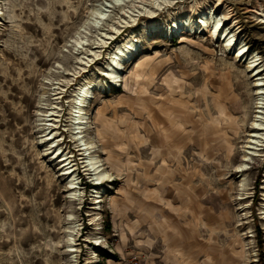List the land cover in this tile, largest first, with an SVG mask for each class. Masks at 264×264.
I'll return each instance as SVG.
<instances>
[{
  "label": "rangeland",
  "instance_id": "rangeland-1",
  "mask_svg": "<svg viewBox=\"0 0 264 264\" xmlns=\"http://www.w3.org/2000/svg\"><path fill=\"white\" fill-rule=\"evenodd\" d=\"M95 1L0 0V264H67L69 215L81 227L80 264H173L170 247L190 253L195 264H264V145L258 155L248 148L255 78L207 32L145 34L144 17L128 29L138 35V52L119 69L118 87L93 88L83 132L111 180L97 183L86 175L65 130L83 70L72 81L60 98L57 126L79 176L80 195L71 197L68 179L45 150L37 104L44 88L83 69L99 29H81V54L72 42ZM175 1L156 19L170 22L171 12L215 3ZM261 9L264 0L215 5L219 15L230 12L229 26L238 23V40L264 69ZM106 53L87 68L91 73L100 74ZM47 78L54 84H43ZM93 217L100 220L92 224ZM96 235L100 244L89 241Z\"/></svg>",
  "mask_w": 264,
  "mask_h": 264
},
{
  "label": "bare ground",
  "instance_id": "bare-ground-1",
  "mask_svg": "<svg viewBox=\"0 0 264 264\" xmlns=\"http://www.w3.org/2000/svg\"><path fill=\"white\" fill-rule=\"evenodd\" d=\"M177 1L175 0H96L95 3L89 8L86 20L81 27L75 32V37L72 42V47L78 54L82 53V46L84 45L83 37L81 36V29L86 25L99 29L98 40H96L90 49L87 50L88 57H83L85 64L83 69L76 71L71 75V78L64 80L58 79V85L51 88H44L42 95L38 98L37 115L39 126L43 131L42 141L46 143V152L57 162L59 171L62 176L68 179L69 188L73 190L71 193L72 198L80 195L79 176L77 169L73 163V155L66 152L63 146L60 145L62 141V133L59 134L57 126L61 115V107L59 106L60 98L65 90L69 87L72 81L79 76L81 71L83 75L82 82L79 83L75 89L74 94L71 96L70 109L68 113V121L65 130L68 132L69 139L80 151L82 155L83 170L86 175L93 179L95 182L100 183L104 180H111L113 173L104 168L102 159L95 152V144L93 141H86L83 136L84 128L89 124V114L86 113V106L92 97L93 88L103 90L105 87L115 88L118 87L122 76L120 75V68L124 62L130 61L134 54L138 52V35L133 29L129 28L135 26L141 17L142 30L146 34L157 33L163 37H171L178 35L182 37L185 33L193 32H207L210 37L221 40L222 46L233 52L236 59L243 60L246 69L250 75L255 78V104H256V119L253 123L252 131L249 137L251 138L249 152L250 155H258V152L263 149L264 145V69L262 68V61L253 50H250L247 44L238 40L236 34L240 27L238 23L234 22L229 26L230 12L227 10L223 15H219L215 11V5L221 4L222 0H215V3L208 5L206 8L201 7V2H195V5L190 11L185 14L178 12H171V21L162 22L156 19L162 10L168 7V10ZM117 11L120 16L117 21L106 27V23L111 13ZM197 14V18H193ZM260 23L264 24L263 9L258 10ZM153 19V20H146ZM114 19V18H113ZM108 24H110L108 22ZM86 29V28H85ZM84 29V30H85ZM97 29V30H98ZM87 34V33H85ZM237 35V36H236ZM88 37V36H87ZM121 37V38H120ZM86 39V38H84ZM97 39V38H96ZM107 49L105 60L102 62L100 74L91 73L87 68L101 56V52ZM82 56L78 57L81 59ZM52 79H46L43 84H50ZM52 92L53 106L48 107L45 95ZM105 126V125H104ZM98 138L106 137L104 128L97 131ZM247 158V156H246ZM244 165L238 167V171H243ZM96 198L101 197V191L95 190ZM99 199L94 202L96 204ZM81 203V202H80ZM97 208V207H95ZM68 233L66 235L67 251L69 252V260L67 264H80L79 262V249L77 247V236L80 232V224L74 220L73 215L68 216ZM93 221H99L100 217H93ZM99 230V227L95 228ZM101 236H93V243L100 244ZM170 253L167 254V259H171L173 264H195L196 259L190 253L181 250H176L170 247ZM247 260H250L248 258ZM88 260V263H92Z\"/></svg>",
  "mask_w": 264,
  "mask_h": 264
},
{
  "label": "built area",
  "instance_id": "built-area-1",
  "mask_svg": "<svg viewBox=\"0 0 264 264\" xmlns=\"http://www.w3.org/2000/svg\"><path fill=\"white\" fill-rule=\"evenodd\" d=\"M133 263V261H130V264H132ZM114 264V263H113ZM117 264H119V263H117ZM143 264H145V263H143Z\"/></svg>",
  "mask_w": 264,
  "mask_h": 264
}]
</instances>
